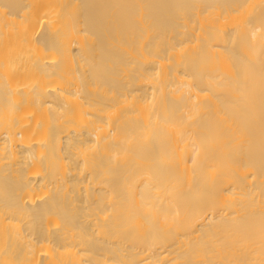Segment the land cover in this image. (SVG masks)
I'll return each instance as SVG.
<instances>
[{"label": "bare ground", "instance_id": "bare-ground-1", "mask_svg": "<svg viewBox=\"0 0 264 264\" xmlns=\"http://www.w3.org/2000/svg\"><path fill=\"white\" fill-rule=\"evenodd\" d=\"M0 264H264V0H0Z\"/></svg>", "mask_w": 264, "mask_h": 264}]
</instances>
